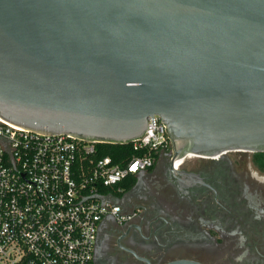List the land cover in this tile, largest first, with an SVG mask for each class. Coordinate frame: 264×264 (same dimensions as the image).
Wrapping results in <instances>:
<instances>
[{
  "label": "water",
  "instance_id": "obj_1",
  "mask_svg": "<svg viewBox=\"0 0 264 264\" xmlns=\"http://www.w3.org/2000/svg\"><path fill=\"white\" fill-rule=\"evenodd\" d=\"M172 160L264 151V0H0V117Z\"/></svg>",
  "mask_w": 264,
  "mask_h": 264
},
{
  "label": "flooded vegetation",
  "instance_id": "obj_2",
  "mask_svg": "<svg viewBox=\"0 0 264 264\" xmlns=\"http://www.w3.org/2000/svg\"><path fill=\"white\" fill-rule=\"evenodd\" d=\"M171 152L114 198L127 218L101 222L94 264H264V151Z\"/></svg>",
  "mask_w": 264,
  "mask_h": 264
},
{
  "label": "built area",
  "instance_id": "obj_3",
  "mask_svg": "<svg viewBox=\"0 0 264 264\" xmlns=\"http://www.w3.org/2000/svg\"><path fill=\"white\" fill-rule=\"evenodd\" d=\"M154 118L132 141L139 154L116 161L102 155L104 142L35 132L0 117V264H94L101 222L127 218L114 201L123 182L172 151L166 124Z\"/></svg>",
  "mask_w": 264,
  "mask_h": 264
},
{
  "label": "trees",
  "instance_id": "obj_4",
  "mask_svg": "<svg viewBox=\"0 0 264 264\" xmlns=\"http://www.w3.org/2000/svg\"><path fill=\"white\" fill-rule=\"evenodd\" d=\"M102 150V155H110L116 161L127 160L131 158L134 154H139L133 149L132 142L129 143H102L100 144ZM136 181L135 175H130L123 182V187L125 189L130 188Z\"/></svg>",
  "mask_w": 264,
  "mask_h": 264
}]
</instances>
